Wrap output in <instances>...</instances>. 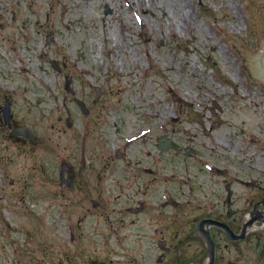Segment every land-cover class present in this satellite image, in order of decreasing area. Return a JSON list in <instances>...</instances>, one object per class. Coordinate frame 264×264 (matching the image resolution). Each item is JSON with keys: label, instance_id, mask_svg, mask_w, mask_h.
Returning a JSON list of instances; mask_svg holds the SVG:
<instances>
[{"label": "rangeland", "instance_id": "1", "mask_svg": "<svg viewBox=\"0 0 264 264\" xmlns=\"http://www.w3.org/2000/svg\"><path fill=\"white\" fill-rule=\"evenodd\" d=\"M150 5L0 0V107L36 136H16L0 116V264H81L73 251L86 256L100 240L92 225L119 221L130 194L159 193L142 166L162 180L253 178L264 193V83L243 59L264 38V0ZM160 135L177 147L160 155ZM211 164L227 174L213 179Z\"/></svg>", "mask_w": 264, "mask_h": 264}, {"label": "flooded vegetation", "instance_id": "2", "mask_svg": "<svg viewBox=\"0 0 264 264\" xmlns=\"http://www.w3.org/2000/svg\"><path fill=\"white\" fill-rule=\"evenodd\" d=\"M91 88L100 87L91 85ZM80 108L84 114L89 111L85 105ZM0 116L11 130L23 125L11 110L6 113L5 104L0 107ZM101 135L99 144L105 147V135ZM158 140L157 148L162 155V135ZM81 146L84 153L85 137ZM145 153L142 151L140 157ZM195 154L193 150L191 155ZM111 155L107 156L108 160L127 158L126 153L117 149L113 151L114 157ZM133 170L129 173L136 179L137 172ZM138 170L159 177V193L130 194L131 204L120 209L119 221H109L104 225V231L98 222L92 225V231L100 233V240L86 256L80 250L78 253L73 251L79 263L264 264V193H261L259 180H162V170L148 166ZM209 170L213 179L224 177L228 171L225 166L216 164H211ZM64 171L68 177L73 168L64 162ZM113 181L116 187L123 183ZM126 181L129 186L130 180ZM235 185L244 189L238 190ZM247 188L251 190L250 194L243 192ZM92 200H95L94 206L99 204L96 199ZM67 226L70 228L69 239L75 241L74 233L80 231V226Z\"/></svg>", "mask_w": 264, "mask_h": 264}, {"label": "water", "instance_id": "3", "mask_svg": "<svg viewBox=\"0 0 264 264\" xmlns=\"http://www.w3.org/2000/svg\"><path fill=\"white\" fill-rule=\"evenodd\" d=\"M255 40L258 49H243V59H249L252 80L264 83V38H255ZM7 104L8 103H6V105ZM13 132L15 134L23 135L28 138H36L33 133L32 127L28 125H20L13 129ZM170 146L177 147L176 144L167 140L166 143H164V145L162 146V151L166 150ZM63 174L64 166H62L60 172V181L61 183H67L68 179H64Z\"/></svg>", "mask_w": 264, "mask_h": 264}, {"label": "bare ground", "instance_id": "4", "mask_svg": "<svg viewBox=\"0 0 264 264\" xmlns=\"http://www.w3.org/2000/svg\"><path fill=\"white\" fill-rule=\"evenodd\" d=\"M31 1L33 2V0H31ZM150 2H151V0H147V5H148L149 7L151 6V5H150ZM113 46H115V44H114ZM113 46H112V47H113ZM112 47H111V48H112ZM119 48H122V46L118 47V49H119ZM111 53H112V50H111ZM23 68L26 70V65H25V64H23ZM263 222H264V218H263Z\"/></svg>", "mask_w": 264, "mask_h": 264}]
</instances>
